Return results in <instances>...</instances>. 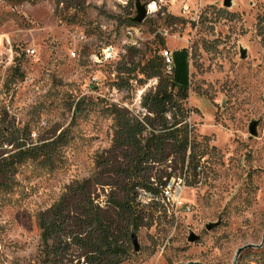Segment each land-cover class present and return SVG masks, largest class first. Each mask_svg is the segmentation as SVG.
<instances>
[{
	"label": "rangeland",
	"instance_id": "rangeland-1",
	"mask_svg": "<svg viewBox=\"0 0 264 264\" xmlns=\"http://www.w3.org/2000/svg\"><path fill=\"white\" fill-rule=\"evenodd\" d=\"M136 1L147 6L153 0H85L84 19L67 25L58 14L73 10L63 3L56 8L55 0H29L15 7L0 0V128H27L29 145L61 131L70 138L57 148L52 167L27 160L0 187V264H37L38 216L69 185L90 179L94 203L104 207L113 201L115 185L94 184L109 171L103 160L110 158L111 106L141 120L148 115L142 98L158 85L157 78L139 75L142 82L132 79L119 89L120 78H126L120 71L124 65L130 70L143 65L155 51L181 48L187 49L190 64L183 101L186 123L204 157L195 176L178 165L165 182L180 187L175 205L166 199L142 204L137 198L141 188L130 192L140 219L136 230L129 228L122 264H232L237 249L260 244L264 32L257 15L264 11V0H229V7L224 6L227 0H165L142 23L130 24ZM183 5L188 12L183 13ZM130 27L136 29L131 37ZM162 30L168 35L162 36ZM28 48L35 49L33 56L25 53ZM99 53L111 56L94 61ZM184 53L173 65L180 85L187 65ZM254 122L255 136L249 132ZM10 148H0V158ZM170 160L156 167L170 173ZM160 183L153 186L159 190ZM209 223L218 225L207 231ZM190 232L199 240L188 242Z\"/></svg>",
	"mask_w": 264,
	"mask_h": 264
},
{
	"label": "trees",
	"instance_id": "trees-1",
	"mask_svg": "<svg viewBox=\"0 0 264 264\" xmlns=\"http://www.w3.org/2000/svg\"><path fill=\"white\" fill-rule=\"evenodd\" d=\"M1 1L15 7L29 0ZM55 1L56 8L63 3L67 10H73L72 14H58L60 21L72 25L84 19L87 9L85 0ZM129 22L133 24L130 18ZM257 26L264 32V11L257 15ZM183 51L188 52L187 49ZM19 67L20 62L16 72L22 79ZM120 73L126 78H120L121 83L117 85L119 89L128 86L132 79L142 82L137 79L139 75L145 80L157 78L158 85L155 91L148 92L142 98L141 105L148 115L141 120L130 116L123 109L111 106L113 135L108 151L110 158L103 160L109 171L94 184L115 185L118 188L116 195L111 203L101 207L92 199V180L69 185L64 194L38 216L40 236L37 264H122L127 256L129 228L136 230L140 219L133 205L135 197L129 198L130 192L141 188L157 194L158 185L154 187L153 183H160L165 178L159 186L165 184L178 165L182 170H191L194 176L200 167L204 152L190 138L191 130L186 123L188 110L183 105L187 98L188 83H176L174 67L171 74L166 72L159 51H155L143 65H137L134 69H127L124 65ZM79 108L78 103L74 115L79 113ZM27 133V128H0V148L11 146L4 150L7 155L0 158V187L7 186L16 166L27 160H40L43 165L52 167L57 148L70 139L67 131H61L55 137L29 145L24 139ZM168 160L172 165L170 173L156 167ZM246 259L249 261L245 262ZM251 262L264 264V243L260 248L245 250L238 260V264Z\"/></svg>",
	"mask_w": 264,
	"mask_h": 264
},
{
	"label": "built area",
	"instance_id": "built-area-1",
	"mask_svg": "<svg viewBox=\"0 0 264 264\" xmlns=\"http://www.w3.org/2000/svg\"><path fill=\"white\" fill-rule=\"evenodd\" d=\"M119 1H121V0H119ZM170 2L173 3L174 0H172V1L170 0ZM164 3H165V0H153V1H151L146 6L147 15L154 14L155 12H158L157 5L164 4ZM150 5H155V10L154 11H150V7H149ZM182 11H183V13L188 12V6L187 5H183ZM135 31H136L135 28L130 27V28L127 29V35L129 37H131L135 33ZM160 34L162 36H167L168 32H167V30H162L160 32ZM109 51H110L109 48H107L106 52H109ZM25 53L27 55H29V56H33L35 54V49L28 48V49L25 50ZM72 55H75V54H72ZM102 56H104L105 58H108L109 56H111V54L102 55V54L99 53V54L94 56V58H95L94 61L95 60L98 61V59L101 58ZM161 56L163 57L165 65H166V72L168 74H171L172 70H173L172 52H169L167 50H162L161 51ZM197 170H199V168ZM158 194H159V198L157 196ZM179 196H180V187L179 186H173V183H167V184H163L162 186H160L157 194H154L153 192L141 189V190L138 191L137 198H138V201L140 203H142V204H146L147 203L146 200L147 201H151L152 200V201H156L157 203H160L161 201L166 199L167 202L171 201L172 205H175L177 203V199L179 198Z\"/></svg>",
	"mask_w": 264,
	"mask_h": 264
},
{
	"label": "water",
	"instance_id": "water-1",
	"mask_svg": "<svg viewBox=\"0 0 264 264\" xmlns=\"http://www.w3.org/2000/svg\"><path fill=\"white\" fill-rule=\"evenodd\" d=\"M224 6L226 7H229V0H227L225 3H224ZM135 11H136V15L132 18H130V21L133 23V24H140L142 23L146 16H147V11H146V6L144 4H141L139 1H136L135 3ZM240 56L241 58H245L246 56V53L242 50L241 53H240ZM256 122L250 124L249 126V132L251 135L255 136L256 135ZM218 225V223H209L205 226L206 230L207 231H210L211 229L215 228L216 226ZM199 236L198 235H195L193 232H190L189 233V236H188V242L190 243H193L197 240H199ZM131 242L133 244V247H134V250L137 251L138 250V246H137V243H136V236L135 234H131ZM264 243V234H263V238H262V242L260 244H248V245H245L243 247H240L239 249H237L235 255H234V258H233V261H232V264H238V260L241 256V254L249 249V248H260ZM186 264H203L201 262H194V261H190Z\"/></svg>",
	"mask_w": 264,
	"mask_h": 264
},
{
	"label": "crops",
	"instance_id": "crops-1",
	"mask_svg": "<svg viewBox=\"0 0 264 264\" xmlns=\"http://www.w3.org/2000/svg\"><path fill=\"white\" fill-rule=\"evenodd\" d=\"M185 48H181V49H178V50H181V52L180 51H175V50H171L172 51V54H173V57H174V60L176 61V59L178 58V56H179V59L181 58V57H183V54H185L184 52L185 51H183ZM186 61H187V65H185V71H184V75H183V79L181 80V82L182 83H189V70H190V64H189V54H188V52L186 53ZM179 64H181V62H179Z\"/></svg>",
	"mask_w": 264,
	"mask_h": 264
},
{
	"label": "clouds",
	"instance_id": "clouds-1",
	"mask_svg": "<svg viewBox=\"0 0 264 264\" xmlns=\"http://www.w3.org/2000/svg\"><path fill=\"white\" fill-rule=\"evenodd\" d=\"M150 11H154L155 10V5H150Z\"/></svg>",
	"mask_w": 264,
	"mask_h": 264
}]
</instances>
